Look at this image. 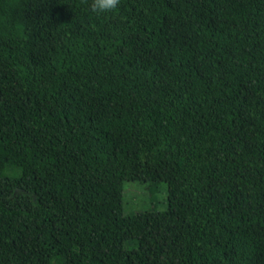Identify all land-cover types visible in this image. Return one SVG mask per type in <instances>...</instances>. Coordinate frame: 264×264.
<instances>
[{"label": "trees", "instance_id": "trees-1", "mask_svg": "<svg viewBox=\"0 0 264 264\" xmlns=\"http://www.w3.org/2000/svg\"><path fill=\"white\" fill-rule=\"evenodd\" d=\"M90 5L0 0V264H264V0Z\"/></svg>", "mask_w": 264, "mask_h": 264}, {"label": "rangeland", "instance_id": "rangeland-1", "mask_svg": "<svg viewBox=\"0 0 264 264\" xmlns=\"http://www.w3.org/2000/svg\"><path fill=\"white\" fill-rule=\"evenodd\" d=\"M123 204L125 214L156 210L165 211L168 208V184L160 182L157 188L152 190L149 182L125 181ZM126 250L137 247L136 241H127Z\"/></svg>", "mask_w": 264, "mask_h": 264}, {"label": "clouds", "instance_id": "clouds-1", "mask_svg": "<svg viewBox=\"0 0 264 264\" xmlns=\"http://www.w3.org/2000/svg\"><path fill=\"white\" fill-rule=\"evenodd\" d=\"M120 0H91V10L94 13L102 14L109 11H115Z\"/></svg>", "mask_w": 264, "mask_h": 264}]
</instances>
